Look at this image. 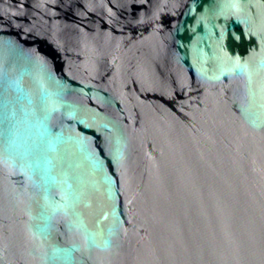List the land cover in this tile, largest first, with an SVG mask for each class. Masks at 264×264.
I'll return each instance as SVG.
<instances>
[{
  "label": "water",
  "instance_id": "water-1",
  "mask_svg": "<svg viewBox=\"0 0 264 264\" xmlns=\"http://www.w3.org/2000/svg\"><path fill=\"white\" fill-rule=\"evenodd\" d=\"M0 264H264V0H0Z\"/></svg>",
  "mask_w": 264,
  "mask_h": 264
}]
</instances>
